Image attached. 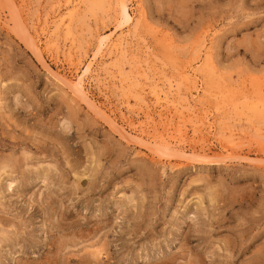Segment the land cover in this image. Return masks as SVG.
Segmentation results:
<instances>
[{"label": "rangeland", "instance_id": "374dc122", "mask_svg": "<svg viewBox=\"0 0 264 264\" xmlns=\"http://www.w3.org/2000/svg\"><path fill=\"white\" fill-rule=\"evenodd\" d=\"M13 1L0 264H264V0Z\"/></svg>", "mask_w": 264, "mask_h": 264}, {"label": "bare ground", "instance_id": "6f19581e", "mask_svg": "<svg viewBox=\"0 0 264 264\" xmlns=\"http://www.w3.org/2000/svg\"><path fill=\"white\" fill-rule=\"evenodd\" d=\"M14 2L15 1H13V0H11V3L12 4H14ZM118 3L120 4V6H121V8H122V10H123V14H125V16H126V23L127 22H129V21H131L132 20V14H130V12H129V7H128V4H129V0H118ZM14 5H16V4H14ZM122 12V11H121ZM14 13V12H13ZM135 19V18H134ZM132 22V21H131ZM109 40H110V37L108 36V35H103L101 38H100V40H99V48L98 49H100L101 50V47L103 46V45H108V42H109ZM35 41V40H34ZM33 41V39H32V44L31 45H33V47H35L36 45L33 43L34 42ZM35 50V49H34ZM89 70H91V66H90V64H88V66H87V68L85 69V71H84V73L81 75V77H83V75L86 73V72H89ZM64 81V83H67L68 84V86H70L71 87V89L74 91V92H76L77 94H80L83 98H84V100H86V96H85V94L83 93V88H81L80 86H79V84L78 83H76L75 85H72V84H70L68 81L67 82H65V80H63ZM94 107V106H93ZM97 110V109H96ZM100 113V111L99 110H97V113ZM110 122H111V125H113V126H117L116 124H115V122H113V121H111L110 120ZM117 129L119 130V132H120V134L124 137V138H127V139H130V137H129V134H128V132H126L125 130H121L119 127H117ZM230 144H235L234 143V141H233V139L232 140H229L228 141ZM227 142V143H228ZM147 146V145H146ZM155 151H157V152H162V150L164 149V148H162V147H159V148H156V147H154L153 148ZM163 153V152H162ZM165 154V153H164Z\"/></svg>", "mask_w": 264, "mask_h": 264}]
</instances>
